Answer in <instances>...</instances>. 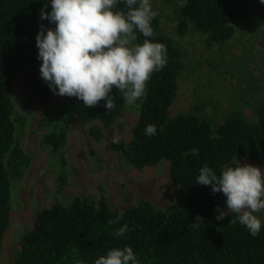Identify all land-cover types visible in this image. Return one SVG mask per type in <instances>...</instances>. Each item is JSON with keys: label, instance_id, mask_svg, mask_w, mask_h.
<instances>
[{"label": "trees", "instance_id": "obj_1", "mask_svg": "<svg viewBox=\"0 0 264 264\" xmlns=\"http://www.w3.org/2000/svg\"><path fill=\"white\" fill-rule=\"evenodd\" d=\"M175 4L179 35L189 27L205 35L206 45L224 44L233 34L231 23L257 19L264 21L260 0H164ZM47 7L45 8V5ZM51 12V0H0V252L2 239L10 222L11 195L31 163L23 147L24 115L19 114L10 96L17 72L32 90L35 101L53 105L55 95L40 76L42 61L37 59L36 35L41 25V9ZM124 9L119 0L116 10ZM152 20V42L166 45L167 64L154 72L146 85V98L138 101L137 120L131 137L114 149L124 162L137 168L169 164L175 185L174 197L165 208H157L144 198L132 200L124 209L106 202L101 187L97 200L79 194L68 202H54L40 209L34 225L27 230L11 264H95V260L113 248L129 246L139 264H264V222L257 236L239 223L238 214L229 212L217 220V206H225L223 193H213L211 186L195 183L205 164L219 176L227 166L236 167L237 157L264 164V99L245 102L252 114L232 107L220 120L202 116L198 105L187 112L170 113L176 98L178 79L185 63V49L160 26V12ZM46 34V33H45ZM136 43L144 37L137 33ZM116 108L106 112L105 101L87 108L76 97H61L50 116L38 126L45 128L42 143L47 147L56 175L57 187L66 183L67 159L64 154L68 127L77 117L81 122L97 120L89 127L94 139L120 116L125 100L113 88ZM156 134H145L149 125ZM133 203L138 207H133ZM204 218L205 226L194 228L195 216ZM120 216L118 223L109 219ZM127 225L129 231L116 237L114 232Z\"/></svg>", "mask_w": 264, "mask_h": 264}, {"label": "rangeland", "instance_id": "obj_2", "mask_svg": "<svg viewBox=\"0 0 264 264\" xmlns=\"http://www.w3.org/2000/svg\"><path fill=\"white\" fill-rule=\"evenodd\" d=\"M160 12V26L185 49V68L178 79L176 98L170 106L175 115L198 105L201 115L220 120L232 107H240L247 115L253 103L264 99V21L250 19L231 23L232 36L224 44L206 45L205 35L189 27L179 35L176 30L175 4L164 0H150ZM32 90L17 72L11 87L15 109L24 115L22 143L31 163L11 195L10 222L0 252V264H11L13 254L20 247L23 234L34 225L38 211L54 202L66 203L73 196L85 194L97 200L101 190L108 204L126 208L132 200L144 198L157 208H165L174 197L175 185L169 174V164L137 168L124 162L114 149L113 135L128 141L137 120L138 104L126 102L119 118L94 139L89 127L95 120L81 122L74 117L68 127L64 154L67 159L66 183L58 189L54 167L47 147L41 141L45 128L38 126L42 117L50 116L60 98L55 95L53 105L38 104ZM236 163L251 164L264 172V164L243 157ZM226 210V204L222 207ZM264 222V210L254 213ZM218 215V213H217Z\"/></svg>", "mask_w": 264, "mask_h": 264}, {"label": "clouds", "instance_id": "obj_3", "mask_svg": "<svg viewBox=\"0 0 264 264\" xmlns=\"http://www.w3.org/2000/svg\"><path fill=\"white\" fill-rule=\"evenodd\" d=\"M119 0H51V12L41 9L40 19L54 28L41 25L37 33V59L42 61L40 76L54 95L76 97L87 108H95L103 100L106 112L115 110L113 88L128 105L146 98V85L154 72L167 64L166 45L152 42V20L158 15L150 0H124V9L116 10ZM264 4V0H260ZM47 4L45 5V8ZM46 33V34H45ZM137 33L145 38L136 43ZM145 134H156L149 124ZM113 144L120 137L113 135ZM211 186L212 192L223 193L226 210L217 206V220L229 212L238 214L239 223L255 237L261 220L254 213L264 210V172L251 164L227 166L218 176L207 164L199 170L195 181ZM133 207L138 204L133 203ZM121 219H109L108 224ZM194 228L205 226L197 214ZM129 231L127 225L114 232L116 237ZM95 264H139L129 246L113 248L95 260Z\"/></svg>", "mask_w": 264, "mask_h": 264}]
</instances>
